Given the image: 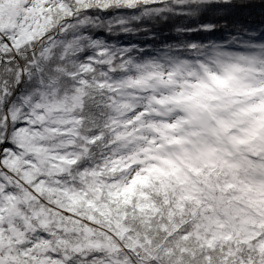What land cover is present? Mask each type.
<instances>
[{
  "label": "snow or ice",
  "instance_id": "6c2138e0",
  "mask_svg": "<svg viewBox=\"0 0 264 264\" xmlns=\"http://www.w3.org/2000/svg\"><path fill=\"white\" fill-rule=\"evenodd\" d=\"M0 264H264V0H0Z\"/></svg>",
  "mask_w": 264,
  "mask_h": 264
}]
</instances>
